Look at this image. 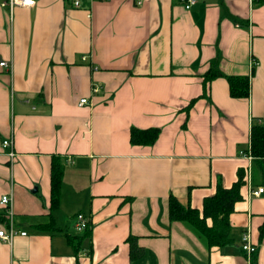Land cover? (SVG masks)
Masks as SVG:
<instances>
[{"label":"crops","instance_id":"crops-1","mask_svg":"<svg viewBox=\"0 0 264 264\" xmlns=\"http://www.w3.org/2000/svg\"><path fill=\"white\" fill-rule=\"evenodd\" d=\"M78 1L0 5L8 62L0 66V196L10 192L17 230L0 239V264H264V176L239 153L250 127L264 124V0H196L189 9L179 0ZM214 59L222 75L204 84ZM226 75L246 76L247 96H231ZM131 127L158 134L132 144ZM52 157L63 168L59 203L54 229H41ZM239 167L246 181L228 243L208 246L169 219V195L201 209ZM78 212L89 227L75 248L65 233H83L69 232ZM247 230L249 257L240 248ZM129 235L143 249L133 260Z\"/></svg>","mask_w":264,"mask_h":264},{"label":"trees","instance_id":"trees-1","mask_svg":"<svg viewBox=\"0 0 264 264\" xmlns=\"http://www.w3.org/2000/svg\"><path fill=\"white\" fill-rule=\"evenodd\" d=\"M220 75L222 73L218 70L214 59L203 74V82L206 84L208 80ZM226 79L231 96H247L248 79L246 76L226 75ZM189 104H191V101ZM157 134L158 129L154 127L143 129L131 127L129 141L132 144H149L156 139ZM249 150L252 160L258 163L264 176V124H253L250 127ZM62 172L63 168L60 160L57 157H52L50 162L49 222L39 225L38 227L41 229H54L52 214L59 203ZM246 174V170L239 167L236 170V179L229 187H225L220 181H217L214 193L204 197L201 209L192 207L189 204L184 205L175 196L169 195L167 202L169 219L183 221L191 225L205 238L208 246H222L228 243L230 241L229 214L234 209V203L242 198L241 188L245 184ZM88 227L81 235L65 233L66 239L68 242L73 243L76 248L79 240L88 234ZM126 241L129 245V258L131 260L139 258L143 253V249L137 245L136 237L129 235Z\"/></svg>","mask_w":264,"mask_h":264},{"label":"built area","instance_id":"built-area-1","mask_svg":"<svg viewBox=\"0 0 264 264\" xmlns=\"http://www.w3.org/2000/svg\"><path fill=\"white\" fill-rule=\"evenodd\" d=\"M142 1L143 0H135V2L137 4H141ZM179 1L182 3L184 8L189 9L190 7H192L194 5L196 0H179ZM78 3H79L78 0H73V4L75 6H77ZM34 4H35V0H1V2H0V5L6 6L10 9L15 5L33 6ZM84 58H85V56H82V59H84ZM252 63L255 64L256 62L253 61ZM0 66L6 67V66H8V62L0 60ZM94 90H97V87H94ZM84 102H86L85 97L79 99L80 104H82ZM1 145L3 148L6 149L5 154L8 158V161L13 162L15 152L13 150L11 138H4L1 141ZM239 153H240V155H242L248 159H252V155H251L250 150H249V145H248L247 149L240 150ZM262 190H263V187L258 186L257 188L250 189V193L253 196H257L262 192ZM0 205L4 208L5 217L8 221V226L6 228L0 229V239L9 242L11 240V238L13 237V235L17 233V230H15V228L12 225L13 210H12V205H11V194H10V192L4 193L0 196ZM88 226H89V220L85 216V214L82 212L76 213L75 220L73 223L74 229L77 232H82ZM18 233L21 235H24L26 232L25 231H19ZM240 248L242 249V251L245 252V254L248 257L255 251V247L250 240V233L248 230L242 232L240 235Z\"/></svg>","mask_w":264,"mask_h":264},{"label":"rangeland","instance_id":"rangeland-1","mask_svg":"<svg viewBox=\"0 0 264 264\" xmlns=\"http://www.w3.org/2000/svg\"><path fill=\"white\" fill-rule=\"evenodd\" d=\"M69 232L72 233V234H77L78 233L75 229H73L71 227L69 228Z\"/></svg>","mask_w":264,"mask_h":264}]
</instances>
